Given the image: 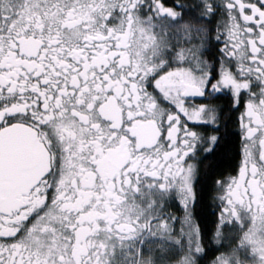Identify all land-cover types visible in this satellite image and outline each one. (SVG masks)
I'll use <instances>...</instances> for the list:
<instances>
[{
  "label": "snow or ice",
  "instance_id": "obj_1",
  "mask_svg": "<svg viewBox=\"0 0 264 264\" xmlns=\"http://www.w3.org/2000/svg\"><path fill=\"white\" fill-rule=\"evenodd\" d=\"M0 264H264V0H0Z\"/></svg>",
  "mask_w": 264,
  "mask_h": 264
}]
</instances>
